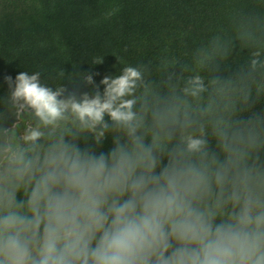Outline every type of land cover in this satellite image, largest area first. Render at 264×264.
<instances>
[{"label":"clouds","instance_id":"1","mask_svg":"<svg viewBox=\"0 0 264 264\" xmlns=\"http://www.w3.org/2000/svg\"><path fill=\"white\" fill-rule=\"evenodd\" d=\"M75 69L3 77L0 264H264V0L184 56Z\"/></svg>","mask_w":264,"mask_h":264},{"label":"trees","instance_id":"2","mask_svg":"<svg viewBox=\"0 0 264 264\" xmlns=\"http://www.w3.org/2000/svg\"><path fill=\"white\" fill-rule=\"evenodd\" d=\"M257 6L258 0H0V95L7 91L3 77L25 70L54 78L59 68L67 75L76 66L98 73V83L125 63L156 66L228 28L237 9ZM96 55L103 62L92 65Z\"/></svg>","mask_w":264,"mask_h":264}]
</instances>
